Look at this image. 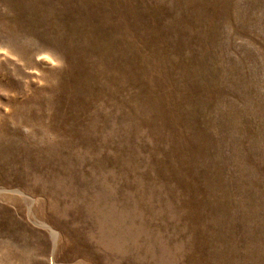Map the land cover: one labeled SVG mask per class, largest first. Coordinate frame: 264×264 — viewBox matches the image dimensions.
I'll return each mask as SVG.
<instances>
[{
	"label": "rangeland",
	"instance_id": "1",
	"mask_svg": "<svg viewBox=\"0 0 264 264\" xmlns=\"http://www.w3.org/2000/svg\"><path fill=\"white\" fill-rule=\"evenodd\" d=\"M0 264H264V0H0Z\"/></svg>",
	"mask_w": 264,
	"mask_h": 264
}]
</instances>
